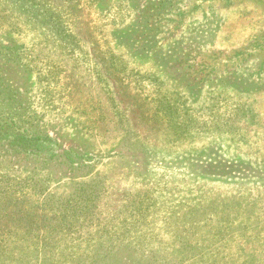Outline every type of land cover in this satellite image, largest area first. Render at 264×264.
Masks as SVG:
<instances>
[{"label": "rangeland", "instance_id": "1", "mask_svg": "<svg viewBox=\"0 0 264 264\" xmlns=\"http://www.w3.org/2000/svg\"><path fill=\"white\" fill-rule=\"evenodd\" d=\"M0 264H264V0H0Z\"/></svg>", "mask_w": 264, "mask_h": 264}]
</instances>
